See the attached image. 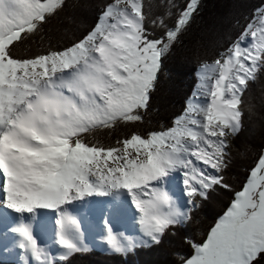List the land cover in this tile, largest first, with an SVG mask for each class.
<instances>
[{
	"label": "snow or ice",
	"instance_id": "6c2138e0",
	"mask_svg": "<svg viewBox=\"0 0 264 264\" xmlns=\"http://www.w3.org/2000/svg\"><path fill=\"white\" fill-rule=\"evenodd\" d=\"M198 4L186 0L171 27L161 19L165 31L157 37L146 27L141 0H106L98 23L70 46L18 57L17 44L36 35L65 0H0V207L29 214L55 210L60 260L87 251L64 208L73 200L127 190L144 234L159 244L191 219L197 198L206 201L218 187H229L223 176L227 140L243 131V93L264 70V9L220 58L203 66V103L194 99L163 130L133 133L115 146L85 140L94 130L143 120L163 58ZM175 171L182 174L187 211L163 187ZM14 231L36 264H54L29 226ZM107 242L115 252L125 250L110 229ZM191 247L180 264L264 261V153L206 238Z\"/></svg>",
	"mask_w": 264,
	"mask_h": 264
},
{
	"label": "trees",
	"instance_id": "16d2710c",
	"mask_svg": "<svg viewBox=\"0 0 264 264\" xmlns=\"http://www.w3.org/2000/svg\"><path fill=\"white\" fill-rule=\"evenodd\" d=\"M105 3L106 0H65L63 9L50 17L36 35L17 44L13 54L31 57L50 49L63 48L66 43L67 46L71 45L80 33H87L90 29L87 26L88 30H79V23L85 22L89 13L92 19L98 20ZM141 3L147 25L149 14H153L150 22L156 21V25L152 23L151 28L146 27L153 36L158 37L164 31L159 30L160 26L157 25L160 20L168 19L167 26L171 27L177 17L175 13H179L186 0H141ZM263 6L264 0H199L198 9L187 30L181 34L173 51L163 58L157 84L151 94V107L146 113L142 112L143 120L127 125L117 124L113 129L94 130L85 136V140L109 147L133 133L146 136L150 131L163 130L186 110L198 84L199 69L218 59L223 53L221 49L230 47L236 41L242 29ZM154 27L155 31H152ZM223 33L229 39L219 51L212 44H220ZM246 91L241 105L243 119L247 114L243 131L227 140L229 159L223 176L228 188L218 187L206 201L197 198L199 207L189 213L191 219L173 227L159 244H151L147 248L142 246L126 254L90 250L72 254L54 264H180L182 258L192 254L191 243H199L206 238L207 232L222 216V208L230 202L232 193L245 182L246 174L264 147V70H259L255 79L248 82ZM248 126L252 130L247 129ZM0 264L19 263L14 256H10L0 258Z\"/></svg>",
	"mask_w": 264,
	"mask_h": 264
},
{
	"label": "rangeland",
	"instance_id": "374dc122",
	"mask_svg": "<svg viewBox=\"0 0 264 264\" xmlns=\"http://www.w3.org/2000/svg\"><path fill=\"white\" fill-rule=\"evenodd\" d=\"M261 9H264V6ZM89 12H91V10ZM256 13L254 14L253 19L255 18ZM178 14L179 13H175L176 16H178ZM87 16L89 17L88 19L86 17L84 18L87 19L85 22L79 23V30L86 31L88 30L87 26L91 29L95 23H98V20L91 18L92 15L90 13L89 15L87 14ZM152 17L153 14L148 15V25L146 22L147 27H152V22H150ZM93 20L94 22L90 25ZM164 22L167 25L169 20L165 19ZM161 29L165 31L164 28L160 27L159 30ZM84 34H86V32L80 33V35L77 37V40L82 38ZM221 35L223 37V40L221 39L222 41H219L221 43L219 44L217 42L215 45L212 44L213 48L216 47L218 50L220 47H224V43H226L229 39L228 37H224V33ZM63 45L66 46L68 44L66 43ZM223 49L221 50L224 52L227 50V47L225 48L226 50ZM208 57H210V55ZM214 62L215 60L209 62V64ZM197 74L198 84L193 96L187 104L186 109L194 99H198L201 103H203V96L201 94V84L203 83L202 77L204 75L203 67L199 69ZM246 116L247 114L245 113L243 122H246ZM253 128L255 129V127ZM247 129H251V127L248 126ZM261 153H264V147L260 151V154ZM250 166L251 165H249V167ZM171 174H174V176H168L169 178L164 180L163 187L173 198L175 206L181 211H187L191 205L188 204V197L184 192L182 174L179 171L172 172ZM243 181H245V179ZM241 186L242 184L238 185V189L236 191L240 190ZM235 192L232 193V196L230 197L231 200L226 204V207L222 208V215L224 211H226L227 207L230 206L231 201L234 199ZM129 197L130 196L128 195L127 190L120 189L113 190L111 193L105 195L93 194L91 196H85L83 198L73 200L71 203H68L64 206L68 214L71 212L69 214L70 216L75 217V211L79 209L83 216L86 217V220L83 222L84 227L79 229L78 236L82 246L86 247L87 251L97 250L108 254H126L136 248L142 246L147 248L149 245L154 244L150 238L144 234L142 226L139 222V213L133 205L131 198L129 200ZM113 217L115 222L114 219L112 221ZM57 218V212L51 209H39L36 210L34 214H29L16 213L13 210L0 207V258H9L10 256H14V259L19 264H36V261L31 257L30 253L26 254L24 250L19 247L21 237L16 231H14V229L18 227V224H23L30 227L34 239L36 240L38 246L44 250L46 255L51 258L54 263L60 261L59 257L64 252V249L57 242ZM106 225L108 227H106ZM107 229H110L112 234L117 238V241L124 246L125 250L123 252H115L108 244ZM8 232L10 236L7 234ZM3 233H5V236ZM179 257L180 256L178 255V258Z\"/></svg>",
	"mask_w": 264,
	"mask_h": 264
},
{
	"label": "bare ground",
	"instance_id": "6f19581e",
	"mask_svg": "<svg viewBox=\"0 0 264 264\" xmlns=\"http://www.w3.org/2000/svg\"><path fill=\"white\" fill-rule=\"evenodd\" d=\"M71 213V212H70ZM69 213V214H70ZM74 216V215H73ZM72 217V216H71ZM72 218H75V220H76V222H77V224L79 225V229H81V228H83L84 227V221L86 220V217H84L83 216V214L81 213V211L78 209V210H76L75 211V217H72ZM106 227H108L107 225H106ZM7 234H9V232L7 233ZM3 235L5 236V233H3ZM9 236H10V234H9ZM12 236V235H11ZM12 255V254H11Z\"/></svg>",
	"mask_w": 264,
	"mask_h": 264
}]
</instances>
